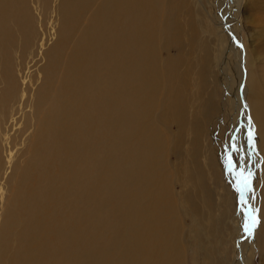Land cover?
Masks as SVG:
<instances>
[{"label": "rangeland", "instance_id": "rangeland-1", "mask_svg": "<svg viewBox=\"0 0 264 264\" xmlns=\"http://www.w3.org/2000/svg\"><path fill=\"white\" fill-rule=\"evenodd\" d=\"M112 1L0 3V128L10 125L6 145L13 158L4 173L7 149L0 146V264H140V190L151 187L148 175L157 165L171 202L168 221L175 222L171 263L246 257L248 264H264V123L259 127L252 108L259 103L264 113V0H154L152 39L139 34L127 49L128 81L108 59L115 49L123 55L124 43L131 34L134 39L135 0H116L118 13ZM100 3L112 6L110 19L92 33ZM118 22L125 33L119 45ZM78 63L84 80L74 72ZM245 95L247 120L241 118ZM159 133L163 150L149 173L151 152L144 146ZM233 143L240 149L232 153L237 167L243 155V167L253 173L246 199L261 220L252 239L242 233L246 209L226 170ZM59 167L67 177L56 188L65 184V190L52 201L53 176L40 172ZM35 169L41 190L30 181Z\"/></svg>", "mask_w": 264, "mask_h": 264}, {"label": "bare ground", "instance_id": "bare-ground-1", "mask_svg": "<svg viewBox=\"0 0 264 264\" xmlns=\"http://www.w3.org/2000/svg\"><path fill=\"white\" fill-rule=\"evenodd\" d=\"M1 1L2 0H0V3H1ZM149 3H151V4L149 5ZM112 4H113V8L110 5V3L109 4L100 3L98 6L95 7V9L93 10V17H92V21H91V22H94V25L92 26L93 27L92 28V33L93 32H96V33L98 32L97 27L100 24L102 19H104V18L110 19L111 8H112L113 12H117L118 13L119 5H118L117 1L116 0L112 1ZM234 5H235V1H234ZM132 8L135 9L134 13L131 15L132 17L130 16L131 17L130 20L133 22V24H132V26H133L132 32H134V39L132 41V39H131L132 38V34H131L130 37L128 38L127 45H125V43H124L123 55L120 53L119 49H115L114 52L112 53L110 59H108L109 60L108 64H109L110 69H112V71H114V68L116 67V71H118V72L120 71L122 73H125V75H126L125 76V80L126 81H128V76L130 75V69H131V66L133 65V63L131 62L132 56L130 57V54H129V52L131 51V44L134 43V46H135L136 39H140L139 34L144 36V33H145V35L147 36L149 41L152 39L151 29H152V22H153V18H154L153 14L159 13L158 9L156 8L154 0H135V3L133 4ZM140 9H142V11ZM238 9H240V8L238 7ZM141 18H142L143 21H142V25L139 26ZM95 21H96V28H95ZM119 24L120 23L118 22V24H116V26L114 27V29H116V35H117V45H119V43L121 41V34L124 33V28H121V26H120L121 24L120 25ZM228 28H231V27L228 25ZM135 31H136V35H135ZM157 37H159V36H157ZM43 46H44L43 39H41L40 49ZM150 46L151 45L149 44V52L152 53L153 51H151ZM127 49L129 50V52H128ZM144 49L147 50V48L145 46H144ZM41 68L39 67V68H36V69L37 70L39 69L38 71H40V72L42 71L43 74L40 77L45 76V80H46V75H47L46 74V68L45 67H41ZM74 72H75L76 76L82 77V80L85 79V77L82 76V71L80 69V63H78L76 65ZM160 73H163V72L160 70ZM152 78H154V77L152 76ZM240 82L241 81L239 79V83ZM25 83H26L25 80H22V84H25ZM26 86L23 87L24 92L21 93V96L22 95L25 96V92L27 91L26 90ZM42 86H43L42 84L38 85V87L36 89V92L40 91V88ZM11 90L14 92L13 99H15L17 97L16 92H19L18 91V84L13 86L11 88ZM73 91H74V87H70V92H73ZM36 92H34L35 96L38 95V94L36 95ZM243 96H244V91H243V88H242V91H240V94L236 96V101L237 102L235 103L236 104L235 106L237 108H238V106L240 108V104L242 102L240 100L242 99ZM78 98L72 99L70 101V103L76 102ZM246 99H247V97L245 95L244 104H243L244 108L241 109L242 110V116H243L241 118L243 120H247L246 117L248 115V111L246 110L248 108L247 105H246ZM79 100H78V102H79ZM257 104H259V103H253V106H252L253 114H254L255 118H257L258 122L260 123L259 127H261L262 124L264 123V118L262 117V114H264V113H262L260 111V108L258 107L260 104L259 105H257ZM148 107L152 108L153 104H151V103L148 104ZM148 111H150V110H148ZM15 124L16 123L13 122V123H11V126H14ZM9 126H6L4 128H0V146H1V151L3 150V152H4V149H7V153L5 154L6 161H4V163H7L8 166L5 167V172L3 171L4 173H6L7 168L10 167L11 162L13 160L12 152L10 151V147L6 145V144H8V139H9V134L7 133V130H8ZM147 129H149V128L147 127ZM36 130H37V128H36ZM34 135H35V132L33 134V137H34ZM33 137H32V139H33ZM155 137H156L155 139L150 137L152 140L145 145L146 147L144 146V153H145V150H148V152L149 151L151 152V154L149 156V165L146 168L149 173L151 172V169L156 165L155 162H158V161H156V159H158L161 156V153H162V150H163V145L161 143H159L158 141L162 140L164 138L162 137V135L160 133L158 134V136L155 135ZM81 139H83V138H81ZM2 142H4V144ZM55 144H57L56 141H55ZM59 144L63 146V141L60 140L58 142V145ZM261 145H262V147H264V141H261ZM38 150H40V149H38ZM147 154H149V153H147ZM263 155H264V153H263ZM263 159H264V156H263ZM2 165H3V163H2ZM252 165H254V164H252ZM157 169H160V166L157 165L156 168H155V172L153 173V171H152L150 173L151 175H148V178L150 176V179H151V187H149L148 189L146 188L144 191L140 190V194L143 195L142 196L143 203H142V205L139 208V224L142 227V235H141V251H142V255H139L140 264H174V263H171V261L169 259H170V248L173 246V241H172V238H170V236H171V233L173 232V230L175 228V222L172 220L169 223V221H168L167 214L170 213V207H171L170 203L171 202H170V200L167 197V194H169V193H167L165 190L162 189L163 186L167 187L166 183H165V174L163 173L161 175L157 171ZM60 171H61V168L59 167V168H56L55 171H52L51 168H47L46 171H41L40 172V176L50 175L48 178H51V179H52L51 176H53V180L55 182V186L52 189V191L54 192L53 196L51 197L52 201L56 200V198L54 196L55 192H58L60 190H65L64 189L65 188V184H64V187L56 188V187L61 185L62 179H63V181H65L66 180L65 177H67V174H65L64 172H60ZM103 175L106 176L105 174H103ZM108 175H110V174H108ZM108 180L109 179H107L106 181H108ZM30 181L34 184V186L36 187L37 190H41L40 189V184H41L42 179L39 178L37 169H35V170H33L31 172ZM101 181L103 182V180H101ZM110 181H112V179H110ZM0 183H2V182H0ZM141 183H142V186H140V187L144 188L145 187V183L143 182V180L141 181ZM104 184L106 185V183H104ZM106 186H104L103 189L106 190L107 189ZM0 190H2L1 187H0ZM262 191H264V189ZM0 195H2L1 191H0ZM261 195H262L261 198H262V200L264 202V192ZM65 197H66V195H65ZM98 197H99V195H98ZM64 198H63V201H64ZM65 199H67V198H65ZM99 199H100V197H99ZM59 200H61V199H59ZM50 205H51V202H50ZM61 205H63V204H61ZM260 205L261 204H259V206ZM260 207H261V216H262V220L261 219L260 220H261V222L264 225V205L260 206ZM260 207H259V209H260ZM61 211H63V210H61ZM243 213H244V210H243ZM61 215H62V213H61ZM151 236H152V238H151ZM243 260L244 261H242V257H241L239 259V261L232 262L230 264H248V259L246 257L243 258ZM175 261H176L175 264H181V260L179 258L177 260H175ZM263 262H264V260H263Z\"/></svg>", "mask_w": 264, "mask_h": 264}, {"label": "snow or ice", "instance_id": "snow-or-ice-1", "mask_svg": "<svg viewBox=\"0 0 264 264\" xmlns=\"http://www.w3.org/2000/svg\"><path fill=\"white\" fill-rule=\"evenodd\" d=\"M249 123H251L249 121ZM253 131L251 127L249 128L248 131V147H249V152H248V159L249 161L251 160V156L254 154V142H253ZM240 149L233 143L231 145V152L226 155V170L233 176V183H234V188L235 191L239 195V200L240 203L244 206V222L242 224V233L244 236L248 239H252L254 236V231L255 229L259 226L260 220L258 216V210L255 209L254 207L249 208L248 207V199H246L248 193L251 192V184H252V177L253 173L243 167L244 163V156H240V167H237V164L234 162L232 158V153H237L239 152Z\"/></svg>", "mask_w": 264, "mask_h": 264}]
</instances>
